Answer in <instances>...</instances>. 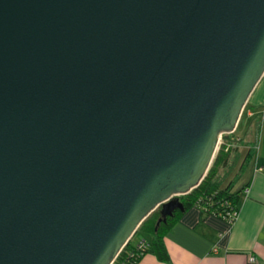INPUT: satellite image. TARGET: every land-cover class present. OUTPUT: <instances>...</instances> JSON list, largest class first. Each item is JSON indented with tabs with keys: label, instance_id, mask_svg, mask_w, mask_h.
<instances>
[{
	"label": "water",
	"instance_id": "95a60500",
	"mask_svg": "<svg viewBox=\"0 0 264 264\" xmlns=\"http://www.w3.org/2000/svg\"><path fill=\"white\" fill-rule=\"evenodd\" d=\"M263 74L264 0H0V264H113Z\"/></svg>",
	"mask_w": 264,
	"mask_h": 264
},
{
	"label": "crops",
	"instance_id": "0c3cea01",
	"mask_svg": "<svg viewBox=\"0 0 264 264\" xmlns=\"http://www.w3.org/2000/svg\"><path fill=\"white\" fill-rule=\"evenodd\" d=\"M245 108L253 118L252 130L256 133L259 129V133L252 157L255 162L250 177L241 183L245 188L240 192L235 219L229 221L204 205L192 204L166 233L170 260L147 251L137 264H264V148L262 154L257 152L264 127L260 117L264 113V74ZM250 254L256 256L255 261L249 260Z\"/></svg>",
	"mask_w": 264,
	"mask_h": 264
},
{
	"label": "trees",
	"instance_id": "16d2710c",
	"mask_svg": "<svg viewBox=\"0 0 264 264\" xmlns=\"http://www.w3.org/2000/svg\"><path fill=\"white\" fill-rule=\"evenodd\" d=\"M233 132L225 133L224 136H230V133ZM258 133L259 129L255 133V138L248 146V151L240 163V172H242V170L248 166L254 155L255 147L258 142ZM231 148V146L227 145V142L221 144V147L218 149L212 165L203 181L192 191L180 195V198L186 205V209L190 205L197 203L204 205L210 212H213L217 215H222L227 219V212L229 210L239 209L238 201L240 192L245 187H243V189L241 187L235 189L234 187L235 180L240 174H237L238 176L235 180H230L226 185H222L224 177L230 171L231 167L235 164L240 155V152L237 149L236 154L232 156L234 159L232 158L230 160V154L232 152ZM221 167H225L227 169L223 176L220 174ZM185 210L177 208L173 215H169L167 220H163L160 224H158V220L162 213L161 210L157 211L156 213L155 209L152 212L155 213H151L142 222L135 235L122 249L116 259V264H137V261L140 259L141 255L147 251H154L161 259L170 260V253L166 245V233ZM144 231H150L152 234L151 238L144 239L146 246L142 247L140 246V243L135 242V238L141 235Z\"/></svg>",
	"mask_w": 264,
	"mask_h": 264
},
{
	"label": "rangeland",
	"instance_id": "374dc122",
	"mask_svg": "<svg viewBox=\"0 0 264 264\" xmlns=\"http://www.w3.org/2000/svg\"><path fill=\"white\" fill-rule=\"evenodd\" d=\"M260 117H261V119L262 118L264 119V113H261ZM252 120H253L252 116L247 114V109L245 108L241 117H240V120L238 122L236 131H234L233 133H230L231 134L230 136H224L223 137L222 144H224V142H227V145L232 147L231 148L232 152L230 154V157H231L230 160L233 158L232 156H234L236 154L237 149L240 152V155H239V158L236 160L235 164L231 167L230 171L224 177L222 185H226L230 180H235L237 178V176L240 174L239 177L235 180V187L234 188L236 189V188L240 187L241 183L245 179H248L250 177L249 175L252 172V168H253V164L255 162V159H252L251 164L250 165L248 164V166L244 170H242V172L239 171V166H240L241 161L243 160L244 156L246 155V153L248 151V143L255 136V131L252 130V128H253L252 124H251ZM256 122H257V120L255 119V123ZM260 141H261V145L259 147V150H257V152L262 154L263 148H264V127L262 128ZM226 170L227 169L225 167L220 168L221 176H223V174L226 172ZM243 187H245V185H243V186L241 185L242 189H243ZM160 208L161 207H158L155 212L157 213V211L161 210ZM154 213H152V214H154ZM151 234L152 233L150 231H144V232H142L141 235H139L137 238H135L136 239L135 242L140 243L144 239L150 238Z\"/></svg>",
	"mask_w": 264,
	"mask_h": 264
},
{
	"label": "built area",
	"instance_id": "2783aa9c",
	"mask_svg": "<svg viewBox=\"0 0 264 264\" xmlns=\"http://www.w3.org/2000/svg\"><path fill=\"white\" fill-rule=\"evenodd\" d=\"M223 137H224V135L221 137V142H220L219 148L221 147V144H222V141H223ZM227 213H228V220L229 221H233L235 219V217L237 216V214H238V210L237 209H231ZM140 246L145 247L146 246V242L143 240L142 242H140ZM116 259L113 261V264H116ZM249 260L255 261L256 260V256L254 254H250L249 255Z\"/></svg>",
	"mask_w": 264,
	"mask_h": 264
}]
</instances>
